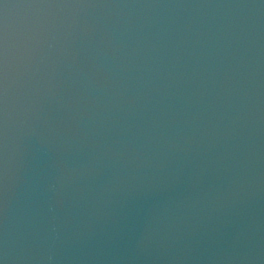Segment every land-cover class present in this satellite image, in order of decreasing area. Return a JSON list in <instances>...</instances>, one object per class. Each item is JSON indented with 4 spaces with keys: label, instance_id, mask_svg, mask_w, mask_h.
<instances>
[{
    "label": "water",
    "instance_id": "obj_1",
    "mask_svg": "<svg viewBox=\"0 0 264 264\" xmlns=\"http://www.w3.org/2000/svg\"><path fill=\"white\" fill-rule=\"evenodd\" d=\"M0 264H264V0H0Z\"/></svg>",
    "mask_w": 264,
    "mask_h": 264
}]
</instances>
